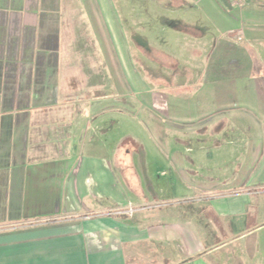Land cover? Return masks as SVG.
<instances>
[{
    "label": "crops",
    "instance_id": "0c3cea01",
    "mask_svg": "<svg viewBox=\"0 0 264 264\" xmlns=\"http://www.w3.org/2000/svg\"><path fill=\"white\" fill-rule=\"evenodd\" d=\"M94 1L0 0V264H264V0Z\"/></svg>",
    "mask_w": 264,
    "mask_h": 264
},
{
    "label": "rangeland",
    "instance_id": "374dc122",
    "mask_svg": "<svg viewBox=\"0 0 264 264\" xmlns=\"http://www.w3.org/2000/svg\"><path fill=\"white\" fill-rule=\"evenodd\" d=\"M88 1L89 2L87 3V8H88L87 11L90 13V12H92L93 8H95V11H96V15H91V14L87 15L88 22H89L88 24H90V26H91L92 24L94 25L96 23V25L98 26V28L100 30V33H101V31H103V34L106 35V39H108L107 33H109V32H108V30H106L104 28V27H107V24H104L101 21L102 18H104L106 20V16L98 15L97 4H95L94 0H88ZM112 2H113V5L117 8L116 11H120V13H121L118 17L122 18L120 20L122 21L123 27L125 28V26L127 24H130L132 27V28H129V30L126 29V31H123V34H124V36H126L127 43L129 45V48H130L129 51L131 53V57L137 53V50L135 48L136 43L133 39L135 37L132 36V34L137 32L136 38H137V40L139 38V43L142 45H144L145 42L144 41L140 42V39L143 40V38H145V37H147L148 39H152V40H149L148 42L153 47L154 52H157L158 54L160 53V55H158V56H162V54H164L162 56V57H164L165 54H167V55H170L171 58H174V57H175V59L178 58L179 62H180V60H183V57H185L187 62H191V60L194 59L192 57V55L188 54L189 48L187 49V53L185 54V52L183 51L184 48L182 46H178V36H176V34H177L176 31L170 32L171 36H168L167 32L161 31V24L158 23L162 19L160 14H157L154 12V10L150 9L151 14L149 15V18L152 20V22H150L149 20L145 21V19H147V18L145 17V15L143 13V10L146 8V5L144 4V2H145L144 0H112ZM76 17L77 16H73V18H72V20H74L73 21L74 24L76 23ZM146 22H148V23H146ZM132 31H133V33H131ZM77 35H78L77 36L78 39L84 40L83 42H85L86 38L88 37L87 34L85 35L84 27H83L82 35H81L80 31ZM86 42H88V41H86ZM84 52L87 53L86 55L88 56V58H90V60H87L86 55H84V56L81 55L80 57L83 56V60L81 58H78L77 63L75 62L74 65L77 66L78 68H80L81 64H79V61L81 59V61L84 62L85 65L88 63V68H90L89 72L90 73L94 72L97 69V68L95 69V66L97 67L98 61L96 59L95 51L92 48L91 37H90V46L88 43V49L85 50ZM78 55H79V53H78ZM157 60L159 62L163 61V59H161V58L157 59ZM195 60L198 61L199 58H196ZM132 63H134V62H132ZM136 65L140 66L139 64H135V66ZM151 65H153V68L155 70L154 72L158 73L159 68H160L159 64L154 63V62H153V64H151L149 62L146 66L149 67ZM163 66H164V61H163ZM178 66H181V65L179 64ZM138 71H139L138 74H139L141 79H142V77L145 78L147 76H151V74H149V73H151L150 71L148 74H146L141 68H139ZM175 80H177V79L173 78V81H175ZM101 81L104 82V80H100V79H97L95 77H92V79H90V83L94 84V85L99 84ZM144 81H145V79H144ZM148 81H149V83L152 82V84L154 85V82L159 81V83H160V82H162V79L153 78V80H148ZM125 86H126V84H125ZM93 93H96V91L92 92L91 95H93ZM133 96L136 99V102L140 101L139 100L140 97L138 95H133ZM194 98L195 97L190 96L187 99H188V101L192 102ZM196 99H197V97H196ZM205 147H206V144H205ZM202 160H205V159H202ZM201 177H203V176H201Z\"/></svg>",
    "mask_w": 264,
    "mask_h": 264
},
{
    "label": "built area",
    "instance_id": "2783aa9c",
    "mask_svg": "<svg viewBox=\"0 0 264 264\" xmlns=\"http://www.w3.org/2000/svg\"><path fill=\"white\" fill-rule=\"evenodd\" d=\"M231 7H238L240 6L245 0H226ZM128 212L132 211V208H130L129 210H127Z\"/></svg>",
    "mask_w": 264,
    "mask_h": 264
},
{
    "label": "trees",
    "instance_id": "16d2710c",
    "mask_svg": "<svg viewBox=\"0 0 264 264\" xmlns=\"http://www.w3.org/2000/svg\"><path fill=\"white\" fill-rule=\"evenodd\" d=\"M225 3H226V5H227V7L230 8V6H229V4H228V2H227L226 0H225Z\"/></svg>",
    "mask_w": 264,
    "mask_h": 264
}]
</instances>
